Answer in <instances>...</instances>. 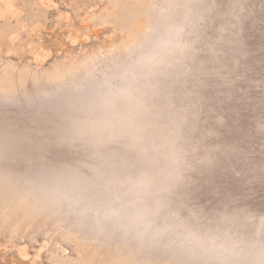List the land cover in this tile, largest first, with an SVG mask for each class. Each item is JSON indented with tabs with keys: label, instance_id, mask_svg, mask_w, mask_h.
Returning <instances> with one entry per match:
<instances>
[{
	"label": "rangeland",
	"instance_id": "374dc122",
	"mask_svg": "<svg viewBox=\"0 0 264 264\" xmlns=\"http://www.w3.org/2000/svg\"><path fill=\"white\" fill-rule=\"evenodd\" d=\"M165 32L174 53L143 88L149 152L85 133L94 86ZM161 145L147 230L54 194L67 173L90 203L122 193L159 175ZM0 264H264V0H0Z\"/></svg>",
	"mask_w": 264,
	"mask_h": 264
},
{
	"label": "clouds",
	"instance_id": "9594fccd",
	"mask_svg": "<svg viewBox=\"0 0 264 264\" xmlns=\"http://www.w3.org/2000/svg\"><path fill=\"white\" fill-rule=\"evenodd\" d=\"M175 37L170 32L160 34L130 63L122 67L114 76L100 80L93 88L90 104L92 115L81 120L83 131L90 135H100L112 131L126 132L133 144L147 154L144 147L147 134L145 119L147 110L144 102V84L147 78L161 67L174 53ZM159 175L141 173L126 178L121 184L124 189L101 192L96 203L81 198L83 178L74 173L55 177L54 194L78 205L85 214L91 213L98 223L123 222L137 230L151 227L147 211L141 206V193L158 178H163L172 163L164 145L155 157ZM189 243L198 241L188 238Z\"/></svg>",
	"mask_w": 264,
	"mask_h": 264
}]
</instances>
